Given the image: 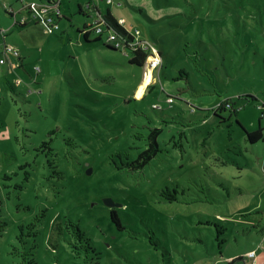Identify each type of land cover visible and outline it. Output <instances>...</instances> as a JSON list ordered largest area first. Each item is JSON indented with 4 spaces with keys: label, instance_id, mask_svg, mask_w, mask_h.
<instances>
[{
    "label": "rangeland",
    "instance_id": "obj_1",
    "mask_svg": "<svg viewBox=\"0 0 264 264\" xmlns=\"http://www.w3.org/2000/svg\"><path fill=\"white\" fill-rule=\"evenodd\" d=\"M106 1L161 66L131 65L95 33L86 44L84 0H55L58 31L22 8L40 0H0V219L12 235L43 215L36 264H264V225L248 223L261 215H245L264 212V139L250 144L236 123L264 136V0ZM225 100L237 116L221 123ZM153 128L159 152L128 168ZM60 221L86 240L56 235Z\"/></svg>",
    "mask_w": 264,
    "mask_h": 264
},
{
    "label": "trees",
    "instance_id": "obj_2",
    "mask_svg": "<svg viewBox=\"0 0 264 264\" xmlns=\"http://www.w3.org/2000/svg\"><path fill=\"white\" fill-rule=\"evenodd\" d=\"M78 7L79 13L84 14L85 18L87 19V22H85L83 25V29L78 32L86 44L89 42L88 36L90 33H95L97 37L95 41H100L102 36H104L106 40L105 45L108 49L119 51L124 55H127L129 64L139 68L144 67L146 59L150 54L149 50L143 48V46L139 44L140 41L136 40L134 36L122 26L121 23L115 20L109 9L101 11L95 4L92 3L79 4ZM23 9L28 11L24 7ZM8 14L12 16L11 12ZM19 26L22 27L24 25ZM97 29L100 30L97 31ZM111 37H114V40H112ZM82 47L85 48L87 46L82 43ZM157 52L162 57L159 50H157ZM20 64V66L23 67L24 64ZM233 106L234 103L232 101L230 102L229 100H225L214 110V115L220 117L222 119L220 122L223 123L225 118L220 116V112L229 110L230 116H237V111L233 108ZM236 123L245 132L247 141L250 144L257 143L263 139V128L260 126L255 131L248 132L241 125L239 120H236ZM160 132L161 129L159 128H153L150 130V132L145 137V149L140 151L135 159H127L128 168L132 170H141L144 168V166L150 163V161L160 150L159 143L157 141ZM109 209L111 222L115 225L117 230L123 231L125 228L121 224V221L117 215V210L115 207ZM24 210H30V208L26 207ZM42 218L43 215L38 213L35 214L30 221L24 220L18 222L17 228L16 230H13L12 235L11 230L8 228L9 221L6 218L0 219V250L2 249L5 252V258H1L0 255V264H36V259L34 256L36 248L35 238L38 235L37 226ZM69 224L70 225H66L65 227L63 221L57 222L52 226V231L56 235H60L66 230L69 231L67 229V226H69L73 235L77 238L79 244L82 242V239L86 240L84 232L77 223L69 221ZM70 246H72L74 249L76 248V245L74 246V244L70 243ZM52 248L56 247L52 246ZM235 260L236 259H232L225 264H233Z\"/></svg>",
    "mask_w": 264,
    "mask_h": 264
},
{
    "label": "built area",
    "instance_id": "obj_3",
    "mask_svg": "<svg viewBox=\"0 0 264 264\" xmlns=\"http://www.w3.org/2000/svg\"><path fill=\"white\" fill-rule=\"evenodd\" d=\"M111 2H112L111 0L106 1L107 4H110ZM23 7L26 8L29 12H31L32 15L35 18H37L38 21H43V23L46 25V30H49V31L60 30L59 24L58 23L56 24L54 22V17H58L59 15H61V10H60L59 4L56 3L55 0H40V4H38V5L35 2H29L28 4L23 5L22 8ZM49 11H51L53 13V15L50 16ZM23 21H25V20L23 19ZM99 30L100 29H97V31H99ZM111 39L114 40V37H111ZM139 44L143 46V43L141 41L139 42ZM146 47L143 46V48L147 49ZM6 51H12V48L6 47L4 52H6ZM150 55L151 54H149V56ZM17 56H19L18 53H17ZM148 57H147V59H149ZM147 59H146V63H147ZM149 60H150L149 68L151 70L155 69L157 66H161L162 59H161V56L158 54L157 51L155 52L154 56L152 55V57ZM0 62H2V61H0ZM166 97H167L168 103L173 102L172 96L166 95ZM158 108L159 107H156V109H158ZM253 256H254V253L252 251L247 253L248 258L251 259Z\"/></svg>",
    "mask_w": 264,
    "mask_h": 264
},
{
    "label": "crops",
    "instance_id": "obj_4",
    "mask_svg": "<svg viewBox=\"0 0 264 264\" xmlns=\"http://www.w3.org/2000/svg\"><path fill=\"white\" fill-rule=\"evenodd\" d=\"M85 1V3L84 4H86V3H92V4H95L101 11H105L106 9H109V7L108 6H106V8L105 9H103L102 7H101V4H100V1L101 0H84ZM90 1V2H89ZM112 2H113V0H111ZM128 2V0H124V3H127ZM78 3H80V2H78ZM107 4V3H106ZM111 4V3H110ZM26 5V4H25ZM107 5H109V4H107ZM118 5H120V4H118ZM8 7H9V10L7 11L6 10V12H11V13H13V10H12V6L11 5H8ZM3 8H4V10H5V7L3 6ZM138 10L142 13V11L140 10V7H138ZM109 11H110V9H109ZM110 13H111V11H110ZM61 15H62V17L61 18H63V19H65L67 16H65L63 13H61ZM145 15V14H144ZM113 16V15H112ZM114 17V16H113ZM167 17V16H166ZM168 18V17H167ZM66 19H68V18H66ZM116 20V19H115ZM123 21V20H122ZM119 22V21H118ZM156 22V21H155ZM24 23H25V21H24ZM120 23V22H119ZM121 24H122V26L125 28V26H124V22H121ZM126 29V28H125ZM127 30V29H126ZM128 31V30H127ZM129 32V31H128ZM159 51H161V50H159ZM161 53V52H160ZM162 55V54H161ZM20 60H21V58H20ZM22 60H23V58H22ZM21 60V61H22ZM22 63V62H21ZM24 64V63H23ZM142 81H143V79L141 80V81H137L138 83H137V88H136V90H135V92H134V96H135V98H137L136 97V91H137V89L142 85ZM163 93H164V91H163ZM140 97V96H139ZM138 99V98H137ZM242 125V124H241ZM256 129H254V130H252V131H250V132H253V131H255ZM263 139H264V136H263ZM262 139V140H263ZM261 140V141H262ZM232 161H233V163H236L235 162V160L234 159H232ZM237 164V163H236ZM248 211L249 212H242V213H246L245 215H248V214H250V213H254V214H256L257 216L260 214L261 215V218H256V219H254L253 220V218H252V220H250L249 219V221H248V223H250V225L252 226V228L253 229H256L257 227H260V226H262V225H264V219H263V214H264V212L262 213V210H261V208L260 207H253V208H250V207H248ZM251 251H253V249H251V250H249L247 253H249V252H251ZM238 255H240V254H234V255H231V256H228V257H225L224 258V263H227V262H229V261H231L232 259H236V257L238 256ZM246 259H248L247 258V256H246ZM250 259V258H249Z\"/></svg>",
    "mask_w": 264,
    "mask_h": 264
},
{
    "label": "water",
    "instance_id": "obj_5",
    "mask_svg": "<svg viewBox=\"0 0 264 264\" xmlns=\"http://www.w3.org/2000/svg\"><path fill=\"white\" fill-rule=\"evenodd\" d=\"M89 172V171H88ZM104 206L107 208H112V207H119V204L114 203L110 198H105L103 200Z\"/></svg>",
    "mask_w": 264,
    "mask_h": 264
},
{
    "label": "bare ground",
    "instance_id": "obj_6",
    "mask_svg": "<svg viewBox=\"0 0 264 264\" xmlns=\"http://www.w3.org/2000/svg\"><path fill=\"white\" fill-rule=\"evenodd\" d=\"M150 79H151V74L150 73H147V75L145 77L144 84H147L150 81ZM142 89H143V85L140 86V88L137 90L136 95H138L142 91Z\"/></svg>",
    "mask_w": 264,
    "mask_h": 264
}]
</instances>
